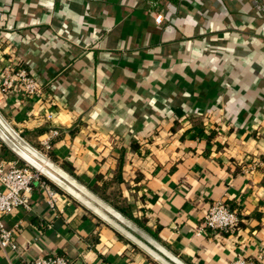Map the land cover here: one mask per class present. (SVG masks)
I'll list each match as a JSON object with an SVG mask.
<instances>
[{
	"label": "crops",
	"instance_id": "crops-1",
	"mask_svg": "<svg viewBox=\"0 0 264 264\" xmlns=\"http://www.w3.org/2000/svg\"><path fill=\"white\" fill-rule=\"evenodd\" d=\"M256 7L0 0V81L10 67L40 86L32 97L19 86L0 89V113L30 145L59 130L48 158L90 189L111 184L117 202L186 264H230L237 254L264 264V24ZM216 201L236 213L235 230L202 232ZM30 204L3 217L18 251L0 249V264L48 256L156 263L65 193L52 211L34 184Z\"/></svg>",
	"mask_w": 264,
	"mask_h": 264
},
{
	"label": "built area",
	"instance_id": "built-area-1",
	"mask_svg": "<svg viewBox=\"0 0 264 264\" xmlns=\"http://www.w3.org/2000/svg\"><path fill=\"white\" fill-rule=\"evenodd\" d=\"M263 10V9H261ZM264 13V10H263ZM162 15L157 14L154 21L159 24ZM4 77L0 81L2 93H9L16 86H19L26 97H32L40 93L38 83L24 70H13L8 67L4 71ZM60 136L57 129L50 130L45 137L40 140L43 151L42 154L48 157L52 141ZM264 172V164L260 165ZM34 184L43 189L47 197L48 207L54 211L57 204V192L48 185L41 175L26 164L15 161H0V249L18 251V246L14 240L13 230L8 229L3 222V217L16 209L30 210V195L33 192ZM239 219L222 201L214 202L207 210L201 226L203 231H233L238 227ZM200 230V232H201ZM22 264H71L69 260L61 256L39 257ZM230 264H256L252 259L242 254H237Z\"/></svg>",
	"mask_w": 264,
	"mask_h": 264
},
{
	"label": "water",
	"instance_id": "water-1",
	"mask_svg": "<svg viewBox=\"0 0 264 264\" xmlns=\"http://www.w3.org/2000/svg\"><path fill=\"white\" fill-rule=\"evenodd\" d=\"M0 142L20 161L71 197L157 264H186L60 165L30 145L0 113Z\"/></svg>",
	"mask_w": 264,
	"mask_h": 264
},
{
	"label": "trees",
	"instance_id": "trees-1",
	"mask_svg": "<svg viewBox=\"0 0 264 264\" xmlns=\"http://www.w3.org/2000/svg\"><path fill=\"white\" fill-rule=\"evenodd\" d=\"M148 2L154 3V5H157L158 8H169L170 5H176L178 0H147ZM38 134H45L47 133L46 130L39 129L37 131ZM2 144V143H1ZM32 146L38 149L39 151H43L42 147L39 142L32 143ZM49 156V153H48ZM14 158L15 156L2 144L1 150H0V160L2 159H8V158ZM16 158V157H15ZM52 161L55 162V159L50 157ZM17 159V158H16ZM18 160V159H17ZM20 164H23L20 160H18ZM66 172H68L70 175L74 176L72 168L67 163H62L60 165ZM76 178V177H75ZM48 185H50L55 191L58 193L63 192L58 189L56 186L51 184L49 181H47L45 178H42ZM111 184L109 183H103V185L98 188L97 186L92 187V191L97 194L100 198H102L104 201H106L108 204H110L112 207H114L118 212H120L122 215L127 217L128 219L132 220L136 225H138L140 228L142 227L147 233H150L151 236L155 237L157 239V235L155 232H152L150 229L146 228L144 221L138 220L132 217L130 208L127 205L120 204L117 202L115 197V192H113V189L110 188ZM121 239L125 240L121 235L117 234ZM136 250L137 247L133 246ZM147 256V255H146ZM148 258L152 260L149 256ZM157 264V263H154Z\"/></svg>",
	"mask_w": 264,
	"mask_h": 264
},
{
	"label": "rangeland",
	"instance_id": "rangeland-1",
	"mask_svg": "<svg viewBox=\"0 0 264 264\" xmlns=\"http://www.w3.org/2000/svg\"><path fill=\"white\" fill-rule=\"evenodd\" d=\"M253 1V3L255 2L256 4H257V10L259 11V15H260V17L259 16H257L258 17V19H260V21H262V23L264 24V13H263V10H264V0H252ZM261 9H263V10H261Z\"/></svg>",
	"mask_w": 264,
	"mask_h": 264
}]
</instances>
